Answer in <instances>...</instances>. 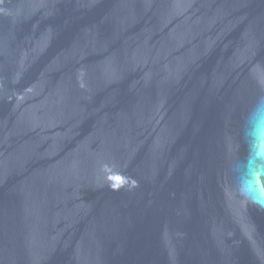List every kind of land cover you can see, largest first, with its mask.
Masks as SVG:
<instances>
[{
  "label": "water",
  "instance_id": "obj_1",
  "mask_svg": "<svg viewBox=\"0 0 264 264\" xmlns=\"http://www.w3.org/2000/svg\"><path fill=\"white\" fill-rule=\"evenodd\" d=\"M262 86L264 0H0V264H264Z\"/></svg>",
  "mask_w": 264,
  "mask_h": 264
},
{
  "label": "clouds",
  "instance_id": "obj_2",
  "mask_svg": "<svg viewBox=\"0 0 264 264\" xmlns=\"http://www.w3.org/2000/svg\"><path fill=\"white\" fill-rule=\"evenodd\" d=\"M247 153L239 155V144ZM231 190L246 204L264 210V86L243 115L238 140L228 156Z\"/></svg>",
  "mask_w": 264,
  "mask_h": 264
}]
</instances>
